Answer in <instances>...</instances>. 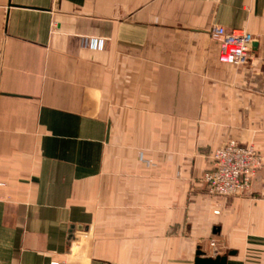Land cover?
I'll return each mask as SVG.
<instances>
[{"label": "crops", "instance_id": "1", "mask_svg": "<svg viewBox=\"0 0 264 264\" xmlns=\"http://www.w3.org/2000/svg\"><path fill=\"white\" fill-rule=\"evenodd\" d=\"M230 138L264 159V0H0V264H264V166L203 181Z\"/></svg>", "mask_w": 264, "mask_h": 264}, {"label": "built area", "instance_id": "2", "mask_svg": "<svg viewBox=\"0 0 264 264\" xmlns=\"http://www.w3.org/2000/svg\"><path fill=\"white\" fill-rule=\"evenodd\" d=\"M210 34L219 46V61L222 64L235 69L253 65L255 39L251 33L215 25ZM263 166V156L253 146L229 139L213 153L212 167L204 174L203 181L213 196L229 198L246 195ZM211 246L216 248V242H211Z\"/></svg>", "mask_w": 264, "mask_h": 264}, {"label": "water", "instance_id": "3", "mask_svg": "<svg viewBox=\"0 0 264 264\" xmlns=\"http://www.w3.org/2000/svg\"><path fill=\"white\" fill-rule=\"evenodd\" d=\"M254 46H257V44H255ZM88 230L89 228L84 226H76V225L71 226L69 231V238H68L69 244H71L76 240L77 232H84ZM234 255H236V252L231 251L229 252V254L219 255L216 256L215 258H212V257H207L206 254L201 249H198L196 253L195 264H227L228 258Z\"/></svg>", "mask_w": 264, "mask_h": 264}, {"label": "rangeland", "instance_id": "4", "mask_svg": "<svg viewBox=\"0 0 264 264\" xmlns=\"http://www.w3.org/2000/svg\"><path fill=\"white\" fill-rule=\"evenodd\" d=\"M253 61H254V59H253ZM252 66H253V65H252ZM230 139H232V138H230ZM228 140H229V139H228ZM234 140H235V139H234ZM236 141H237V140H236ZM237 142H238V141H237ZM251 146H253V145H251ZM253 147H254V146H253ZM254 148H255V147H254ZM255 149H256V148H255ZM210 246H211V243H210ZM211 249H212L213 251H216L215 254H219V253L221 254V253H223V252L225 251V248H223V247H219V246L216 247V248H215V247L213 248V247L211 246ZM201 250H202V249H201ZM203 250H204V249H203ZM203 250H202V251H203ZM203 252H204V251H203ZM215 254L212 253V256H214ZM218 256H219V255H218ZM215 257H216V256H215Z\"/></svg>", "mask_w": 264, "mask_h": 264}]
</instances>
